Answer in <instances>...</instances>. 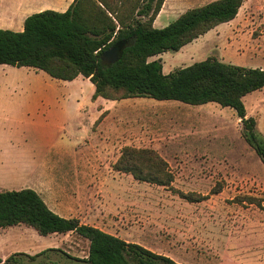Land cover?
Returning a JSON list of instances; mask_svg holds the SVG:
<instances>
[{
  "label": "rangeland",
  "instance_id": "1",
  "mask_svg": "<svg viewBox=\"0 0 264 264\" xmlns=\"http://www.w3.org/2000/svg\"><path fill=\"white\" fill-rule=\"evenodd\" d=\"M45 1L53 2L30 0L24 7ZM213 1L165 0L155 28ZM19 3L0 0V29L23 31L25 19L12 23ZM54 7L48 10L62 9ZM159 59L165 73L207 59L264 70V0H244L235 20ZM5 68L0 65V191L51 190L53 207L60 192L81 180L76 198L95 194L97 214L109 215L112 234L127 242L179 264H264V164L235 110L151 98L107 101L96 110L82 79L68 84L45 72ZM244 104L264 139V89ZM127 146L157 151L174 175L171 187L115 171ZM85 180L94 181L91 191L83 190ZM181 193L204 199L190 202ZM62 252L87 259L89 243L75 233L41 236L24 225L0 230V264L15 254L10 264H75Z\"/></svg>",
  "mask_w": 264,
  "mask_h": 264
},
{
  "label": "trees",
  "instance_id": "2",
  "mask_svg": "<svg viewBox=\"0 0 264 264\" xmlns=\"http://www.w3.org/2000/svg\"><path fill=\"white\" fill-rule=\"evenodd\" d=\"M164 3L165 0H74L65 12L45 10L32 14L21 32L0 29V65L34 68L63 81L82 76L94 85V98L109 101L151 98L231 108L264 164V139L256 136V120L248 117L244 104L245 97L264 89L263 69L207 59L164 74L162 61L151 60L166 52L177 53L216 27L232 22L244 0H216L190 9L167 27L156 29L154 23ZM122 41L131 45L120 61L104 65L102 54ZM114 170L153 185L171 187L174 182L167 161L154 149L124 147ZM181 196L190 202L204 199L183 193ZM256 205L263 209L261 204ZM21 225L41 236L75 233L87 240V259L62 252L72 260L70 263L179 264L78 219L59 216L34 190L0 191V230ZM54 252L60 254V250ZM43 253L30 257L31 261L40 259ZM17 256H10L5 263H12Z\"/></svg>",
  "mask_w": 264,
  "mask_h": 264
},
{
  "label": "crops",
  "instance_id": "3",
  "mask_svg": "<svg viewBox=\"0 0 264 264\" xmlns=\"http://www.w3.org/2000/svg\"><path fill=\"white\" fill-rule=\"evenodd\" d=\"M29 1L30 0H23V3H19L18 7L14 8V12L12 13V23H15L17 18H20L21 21L22 20L24 21V19L26 20V18L28 16H30L31 13H33V12L39 13V12L48 10L50 8H55L54 6L62 7V9H59L60 11H58V12H65L71 6V4L73 3L74 0H51V1H53L51 4L48 3V1H45L44 3H38L37 6L35 7L36 9H34V10H33V8L29 7L30 5L24 7V4L30 3ZM51 6H53V7H51ZM21 21H20V25L22 24ZM156 22H157V19L154 23V27L156 25ZM161 56L162 55L154 57L151 60L152 61L157 60ZM3 66L7 67L5 69H10L9 71L12 74V67L13 66H9V65H3ZM21 68L27 69L25 71H30L29 75H31V76L32 75L38 76L41 73H44L43 71H40V70H37L34 68H29V67H21ZM30 73H32V74H30ZM164 74H169V73H165V71H164ZM80 79H82L83 84L88 85L90 87L91 99L93 101V104H94L96 110H98L99 107H102L103 102H107V101L111 102V101L106 100L102 97L94 98V94H95L94 85L90 82L89 79H86L82 76H79L78 78H76L73 81H63V80H60V81L62 83L73 84V83L79 81ZM101 115H104V117H103V119H104L107 116V112H105V110H104ZM100 120H102V118ZM85 181H86L85 182L86 184H85V187H83L84 188L83 190L84 191H86V190L91 191L90 187L92 184H94V181L93 180H85ZM81 183H82L81 180H73L72 183H70V185H71L70 188L60 192L59 198L56 200L57 203L54 204L53 207L50 205V202L52 200L50 198L49 192H51V190H42V191H39L38 193L42 197V199L46 202L48 207L52 211H54V213H57L59 216L64 217L66 219H71V218L78 219L84 225L93 226V227H96V228L106 232V233L112 234V231L114 230L112 228L113 225H110V223H106V217H108L109 215H107L105 217V215H102V213L97 214L98 210H100V212H101L102 208L99 207L98 199L95 196V194H91V193L83 194L82 196L79 195V198H76L77 192H76V189H74V187H75V185L79 186V184H81ZM102 183L104 184V182H102ZM112 235H114V234H112ZM114 236H116V235H114Z\"/></svg>",
  "mask_w": 264,
  "mask_h": 264
},
{
  "label": "water",
  "instance_id": "4",
  "mask_svg": "<svg viewBox=\"0 0 264 264\" xmlns=\"http://www.w3.org/2000/svg\"><path fill=\"white\" fill-rule=\"evenodd\" d=\"M131 44L128 41L116 43L109 50L105 51L101 56V61L104 65L111 66L119 62L124 50Z\"/></svg>",
  "mask_w": 264,
  "mask_h": 264
}]
</instances>
